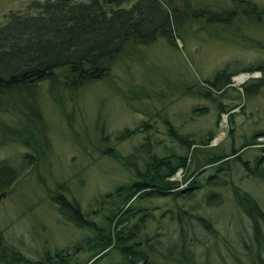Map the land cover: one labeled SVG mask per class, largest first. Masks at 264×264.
<instances>
[{
    "label": "trees",
    "instance_id": "1",
    "mask_svg": "<svg viewBox=\"0 0 264 264\" xmlns=\"http://www.w3.org/2000/svg\"><path fill=\"white\" fill-rule=\"evenodd\" d=\"M229 1V6L212 9L206 3L194 5L189 0H31L25 9L6 13L0 23V144L17 142L25 150L17 163L0 158V191L10 188L23 169L37 165L50 146L40 97L50 95L59 100L64 94L74 95L80 86L109 74L129 46L143 47L163 40L169 47H177V38L186 41L185 24L190 21L229 26L235 17L243 15L253 22L264 19V8L252 0ZM255 70H260V75H252L241 84L243 93L251 97L264 86L263 62L234 67L226 61L210 75L180 84V89L187 95L214 99L217 120L227 113L231 123L244 107L231 110L236 105H227L217 95L237 88L231 84L233 75ZM178 85L170 81L164 90L172 94ZM57 104L61 106V102ZM207 110V105L192 106L194 112ZM163 122L171 141L186 146L189 153L154 140L146 119L133 127L125 126L114 142L104 134L105 124L97 123V135L103 143L101 154L119 160L129 177L96 197V206L88 209L61 189H67L65 180L59 182L55 189H49L51 200L66 219L87 233L72 244L32 257L7 243L0 229V264H216L208 255L198 257L192 246L195 241L206 242L195 232L189 240V231L184 229V220L194 217L217 234L214 221L182 207L179 200L192 198L205 186L202 197L211 205L219 204L223 197L215 187L226 183L231 185L252 235L250 245L247 237L239 241L247 248L248 262L236 256L232 264H264V208L233 178L237 170L245 176L264 178V128L253 127L238 145L233 139L226 148L220 142L211 143L216 133L213 130L196 139L167 116ZM140 132L145 134L144 154H139L137 162L139 148L122 154L116 141ZM233 133L231 129L232 138ZM160 144L165 149L162 154L155 149ZM178 170L181 178L174 177ZM184 181H188L186 185ZM155 197H167L177 208L168 206L156 213L158 205L143 203ZM165 217L177 219L181 227L164 233ZM80 250L89 252L86 258L77 256ZM219 264L231 263L221 255Z\"/></svg>",
    "mask_w": 264,
    "mask_h": 264
},
{
    "label": "rangeland",
    "instance_id": "2",
    "mask_svg": "<svg viewBox=\"0 0 264 264\" xmlns=\"http://www.w3.org/2000/svg\"><path fill=\"white\" fill-rule=\"evenodd\" d=\"M30 1L0 0V23L10 10L25 9ZM189 1L194 5L206 3L212 9H220V6H229L230 3L229 0ZM252 2L264 8V0ZM261 19L253 22L243 15L235 17L229 26L202 20L190 21L185 24L188 25L186 41L177 38V47H169L163 40L143 47L129 46L109 74L80 86L74 95L64 94L58 97L59 100H53L50 95L40 97L43 121L48 127L45 135L50 146L44 149L37 165L23 169L10 188L0 191V229L5 241L25 255L38 257L44 250L53 251L55 247L72 244L87 233L86 229L75 226L57 210L49 189H55L59 182L65 180L67 189H61L67 196L78 198L82 207L88 209L96 206V197L129 177V172L119 160L101 154L99 148L103 143L97 135V123L98 126L105 124L104 134L114 142L125 126L133 127L146 119L151 124L148 129L154 140L184 153H189V150L179 142L171 141L163 116L181 125L183 131L190 132V137L196 139L209 130L215 131L211 143L220 142L219 145L226 148L233 139L238 145L242 136L249 134L253 127L264 128V86L251 97L246 96L241 87L252 75H260V70L233 75L231 84L237 88H228L217 95L218 100L222 99L227 105H236L231 110L244 107V112L238 113L231 123L227 113L217 120L214 99L187 95L180 89V84L208 76L226 61L234 67L264 63V19ZM242 75H246L245 79L239 81L237 77ZM170 81L179 84L172 94L164 90ZM58 101L61 106H58ZM195 104L200 107L207 105L208 110L205 113L194 112L192 106ZM144 135L143 132L136 133L116 141V145L122 154L137 146V162H140L139 154H144ZM162 145L155 147L161 154L165 152ZM24 150L25 147L17 142L0 144V158L7 157L12 163H17ZM241 173L242 170L234 171V182L251 192L264 208V178ZM174 177L181 178V171L178 170ZM215 188L223 197L219 204L211 205L202 197L207 190L205 186L199 188L192 198L179 200L182 207L212 219L218 228L217 234H213L194 217L184 220V229L189 231L188 239L194 238L191 236L195 232L206 242L195 241L192 249L199 258L208 255L216 264H219L221 255L231 264L236 256L247 263V248L239 241L247 237L248 245L251 244L249 222L236 203L231 185L226 183ZM143 203L158 205L159 208L154 209L156 213L168 206L177 208L167 197L146 199ZM164 223V233L181 227L177 219L165 217ZM164 240L169 242V236ZM88 253L80 250L77 256L84 259Z\"/></svg>",
    "mask_w": 264,
    "mask_h": 264
},
{
    "label": "bare ground",
    "instance_id": "3",
    "mask_svg": "<svg viewBox=\"0 0 264 264\" xmlns=\"http://www.w3.org/2000/svg\"><path fill=\"white\" fill-rule=\"evenodd\" d=\"M245 76H246V75L239 76V77H237V79H238L239 81H243V80L245 79Z\"/></svg>",
    "mask_w": 264,
    "mask_h": 264
}]
</instances>
